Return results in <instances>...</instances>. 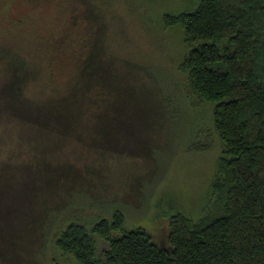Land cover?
<instances>
[{
	"label": "rangeland",
	"instance_id": "obj_1",
	"mask_svg": "<svg viewBox=\"0 0 264 264\" xmlns=\"http://www.w3.org/2000/svg\"><path fill=\"white\" fill-rule=\"evenodd\" d=\"M198 2L0 0V264H79L61 231L115 212L162 248L169 216H203L223 144L162 24Z\"/></svg>",
	"mask_w": 264,
	"mask_h": 264
},
{
	"label": "trees",
	"instance_id": "obj_2",
	"mask_svg": "<svg viewBox=\"0 0 264 264\" xmlns=\"http://www.w3.org/2000/svg\"><path fill=\"white\" fill-rule=\"evenodd\" d=\"M162 24L183 31L187 91L213 106L223 152L210 205L196 220L169 216L167 248L142 228L126 231L120 212L90 229L69 224L55 247L79 264H264V0H199Z\"/></svg>",
	"mask_w": 264,
	"mask_h": 264
}]
</instances>
